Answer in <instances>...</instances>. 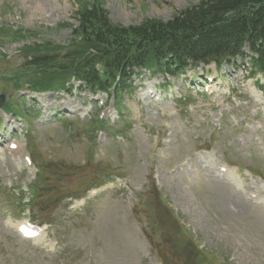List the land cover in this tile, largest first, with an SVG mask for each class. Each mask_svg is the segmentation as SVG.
I'll return each mask as SVG.
<instances>
[{
	"label": "rangeland",
	"instance_id": "374dc122",
	"mask_svg": "<svg viewBox=\"0 0 264 264\" xmlns=\"http://www.w3.org/2000/svg\"><path fill=\"white\" fill-rule=\"evenodd\" d=\"M201 1L0 0V139L21 145L0 157V264H264L255 57L175 78L147 71L116 98L29 83L57 75L81 8L98 4L126 27ZM190 76L228 88L205 95L185 87ZM152 84L168 86L158 101L145 95ZM225 165L234 172H214ZM21 221L46 228L41 240H21Z\"/></svg>",
	"mask_w": 264,
	"mask_h": 264
},
{
	"label": "trees",
	"instance_id": "16d2710c",
	"mask_svg": "<svg viewBox=\"0 0 264 264\" xmlns=\"http://www.w3.org/2000/svg\"><path fill=\"white\" fill-rule=\"evenodd\" d=\"M73 19L63 63L53 65L57 75L42 84L29 81L32 88L66 91L73 79L80 90L118 94L143 71L177 76L208 61L250 57L264 74V0H202L166 21L126 27L98 4L77 10ZM42 60L31 64L40 68Z\"/></svg>",
	"mask_w": 264,
	"mask_h": 264
},
{
	"label": "water",
	"instance_id": "95a60500",
	"mask_svg": "<svg viewBox=\"0 0 264 264\" xmlns=\"http://www.w3.org/2000/svg\"><path fill=\"white\" fill-rule=\"evenodd\" d=\"M2 103H3V97L0 96V106L2 105Z\"/></svg>",
	"mask_w": 264,
	"mask_h": 264
},
{
	"label": "bare ground",
	"instance_id": "6f19581e",
	"mask_svg": "<svg viewBox=\"0 0 264 264\" xmlns=\"http://www.w3.org/2000/svg\"><path fill=\"white\" fill-rule=\"evenodd\" d=\"M19 148H21V146L18 145V148H17L18 153H21V149H19ZM24 157H25V156H24ZM226 191H227V190H226Z\"/></svg>",
	"mask_w": 264,
	"mask_h": 264
}]
</instances>
